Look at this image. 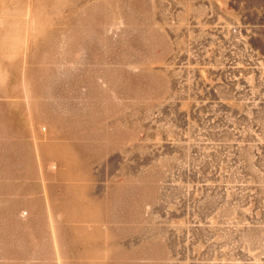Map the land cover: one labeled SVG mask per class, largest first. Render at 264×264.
Wrapping results in <instances>:
<instances>
[{
  "label": "rangeland",
  "instance_id": "1",
  "mask_svg": "<svg viewBox=\"0 0 264 264\" xmlns=\"http://www.w3.org/2000/svg\"><path fill=\"white\" fill-rule=\"evenodd\" d=\"M0 264H264V0H0Z\"/></svg>",
  "mask_w": 264,
  "mask_h": 264
}]
</instances>
